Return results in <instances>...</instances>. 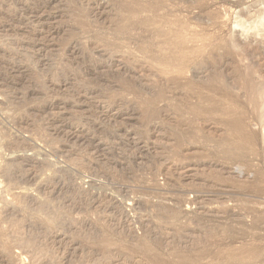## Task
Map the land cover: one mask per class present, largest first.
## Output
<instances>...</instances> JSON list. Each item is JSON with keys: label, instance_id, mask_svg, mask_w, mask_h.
Masks as SVG:
<instances>
[{"label": "rangeland", "instance_id": "1", "mask_svg": "<svg viewBox=\"0 0 264 264\" xmlns=\"http://www.w3.org/2000/svg\"><path fill=\"white\" fill-rule=\"evenodd\" d=\"M259 14L264 0H0V264L246 255L263 235L245 233L264 204L242 191L264 190V32L239 21ZM242 131L258 158L230 152Z\"/></svg>", "mask_w": 264, "mask_h": 264}, {"label": "bare ground", "instance_id": "2", "mask_svg": "<svg viewBox=\"0 0 264 264\" xmlns=\"http://www.w3.org/2000/svg\"><path fill=\"white\" fill-rule=\"evenodd\" d=\"M250 18V17H249ZM242 19V18H241ZM241 21V20H240ZM239 21V23H240V25H241V27H244L245 29H246V31H248V32H252V30L253 31H255V30H258L257 32H258V34L260 33H262V32H264V15H260L259 14V16H257L255 19H253L252 21L253 22H251V23H249V25L247 26L245 23H246V21L244 22V21H241L240 22ZM247 27V28H246ZM243 28V29H244ZM240 29H242V28H240ZM242 29V30H243ZM245 29H244V31H245ZM250 31H249V30ZM245 31V32H246ZM254 33V32H253ZM256 35V34H255ZM262 35H264V34H262ZM261 36V35H260ZM259 36V37H260ZM263 37V36H262ZM261 39V38H260ZM264 38H262V40H263ZM263 42H264V40H263ZM234 137V136H233ZM258 138L254 135V134H252V133H249V132H247V131H242V132H240V134L237 136V138H236V140L235 141H233V143H232V148H231V150H230V152H232V153H234V152H237L239 155L241 154V155H245L246 156V154H249V155H251V156H253V157H257L258 158V155H259V151H257V149L259 148H256V143H257V140ZM260 150V149H259ZM263 152V151H262ZM228 166V165H227ZM225 170V169H224ZM230 170V169H229ZM228 172V171H227ZM256 176V177H255ZM255 178H254V182L255 183H258V181L260 182V180L262 181V180H264V177L262 176V174L260 175V173L259 172H256V174H255ZM257 181V182H256ZM248 182H250V180L248 181ZM264 181H262L261 183H263ZM249 185H250V183H248ZM251 184H253V183H251ZM240 185V184H239ZM246 185H247V183H246ZM245 185V186H246ZM255 185V184H254ZM241 186H242V184H241ZM244 186V187H245ZM252 186V185H251ZM251 186H250V188H251ZM256 186H257V184H256ZM249 186H247V188H248ZM246 188V187H245ZM249 189V188H248ZM261 189V188H260ZM260 189H258V191H256V193L255 194H252L251 192L249 193V190H245L244 192L242 191V193L245 195V196H249L250 198H252L253 197V199H255V201H256V205L257 206H262L263 204H264V190H261L260 191ZM264 189V188H263ZM240 190H241V188H240ZM251 191V190H250ZM252 191H253V188H252ZM254 191V192H255ZM248 193V194H247ZM237 195H240L239 194V192L237 193ZM244 197V196H243ZM243 199H247V198H243ZM249 201H250V199H249ZM254 201V200H253ZM252 202V201H251ZM250 203V202H249ZM263 207V206H262ZM258 209V208H257ZM259 209H261V208H259ZM259 209L258 210H255V207L252 209V210H250L249 212L247 211V216L249 217L250 216V218H251V221H250V224H248V226H245L246 227V230H248L247 232H245V233H249V231H250V233L251 234H253V233H255V232H261L263 235H260V237L258 236V238H260V239H263L264 238V212L263 211H259ZM224 213V212H223ZM220 215H222V214H220ZM227 215V214H226ZM237 217V216H236ZM235 217V218H236ZM246 218V217H245ZM232 219V218H231ZM236 223L237 224H239L241 227H243L244 225H243V222H242V219H240V218H236ZM233 223H235V222H233ZM236 223H235V225H236ZM231 224H232V222H231ZM221 226V225H220ZM229 226V225H228ZM230 226H232V225H230ZM238 225H236V227H237ZM219 227V226H218ZM214 228V229H212L213 231V237L215 236V237H218L219 238V233H221V232H223V234H224V236H225V238L228 240L229 239V237L232 239V241L234 240V238H233V235H232V231L234 230L232 227H230L229 229H226V230H222V228L223 227H220V230H219V228ZM235 227V226H234ZM235 227V228H236ZM228 228V227H227ZM240 228V227H239ZM244 228V227H243ZM243 228H241V229H243ZM233 229V230H232ZM245 229V228H244ZM203 230V229H202ZM205 230V229H204ZM211 230V229H210ZM222 230V231H221ZM245 231V230H244ZM209 231H207V233H208ZM211 232V231H210ZM209 232V233H210ZM206 233V232H205ZM204 233V235H207V234H205ZM229 233V234H228ZM222 234V235H223ZM255 235H256V233H255ZM211 236V235H210ZM263 236V237H262ZM22 236H20V238H21ZM203 237H205V239H206V236H203ZM19 238V239H20ZM217 238V239H218ZM216 239V240H217ZM260 239H257V238H255V237H252L251 238V241L250 242H248L249 244H247V245H249L248 246V248H247V250H245L244 249V251H247V253H246V255H244V256H242L241 254V251H242V249L240 250H238V251H236V250H231L229 253H227L226 254V256L227 257H229L227 260H229V261H227V263H223V261H222V263L223 264H264V243H261V240ZM24 241V240H23ZM213 241H215V240H213ZM219 241V240H218ZM231 241V240H230ZM19 242V241H18ZM17 243V242H16ZM23 243V242H22ZM21 243V244H22ZM215 243H216V241H215ZM230 243V242H229ZM228 243V244H229ZM18 244V243H17ZM17 244H14L15 246H17ZM21 244H20V246H21ZM231 244V243H230ZM229 244V245H230ZM13 245V246H14ZM19 246V245H18ZM11 247V246H10ZM22 248L24 247V244L21 246ZM26 247V246H25ZM243 247V246H242ZM21 248V249H22ZM244 248V247H243ZM11 249V248H10ZM18 249H20V247L18 248ZM20 249V250H21ZM24 249V248H23ZM21 250V252H20V254H21V256L24 254V256H27L25 253H27L25 250ZM26 249V248H25ZM19 250V251H20ZM28 251V250H27ZM31 251V250H30ZM30 251H28V253L30 252ZM243 251V252H244ZM27 253V254H28ZM241 253V254H240ZM30 254V253H29ZM19 255V254H18ZM30 256H32L31 254H30ZM29 256V257H30ZM242 256V257H241ZM26 258V257H25ZM226 262V261H225ZM221 263V262H220ZM214 264H217V263H214ZM219 264V263H218Z\"/></svg>", "mask_w": 264, "mask_h": 264}]
</instances>
